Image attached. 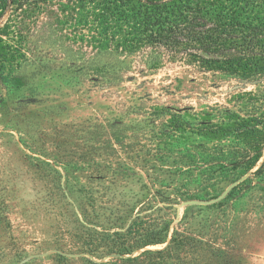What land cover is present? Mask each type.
Returning <instances> with one entry per match:
<instances>
[{"label": "rangeland", "instance_id": "374dc122", "mask_svg": "<svg viewBox=\"0 0 264 264\" xmlns=\"http://www.w3.org/2000/svg\"><path fill=\"white\" fill-rule=\"evenodd\" d=\"M63 29L55 43L38 30L35 56L0 89V264H102L175 233L264 264L259 87L181 64L107 86ZM137 218L167 225L164 243L91 252L89 231L122 233Z\"/></svg>", "mask_w": 264, "mask_h": 264}, {"label": "trees", "instance_id": "16d2710c", "mask_svg": "<svg viewBox=\"0 0 264 264\" xmlns=\"http://www.w3.org/2000/svg\"><path fill=\"white\" fill-rule=\"evenodd\" d=\"M64 27H73L83 41L74 52L77 62L87 58L89 76L106 79L107 86L151 76L166 64L220 73L259 87V95L250 94L261 111L252 118L253 128L264 124V0H0V89L35 56L38 30L55 43ZM139 220L122 233L89 231L91 252L123 257L164 243L167 225L144 229ZM102 264L239 263L190 234L175 233L164 249Z\"/></svg>", "mask_w": 264, "mask_h": 264}, {"label": "water", "instance_id": "95a60500", "mask_svg": "<svg viewBox=\"0 0 264 264\" xmlns=\"http://www.w3.org/2000/svg\"><path fill=\"white\" fill-rule=\"evenodd\" d=\"M244 84L253 85L254 83L245 82ZM242 88H243V85H236V86L232 87L231 89H229L227 92H233V91H236V90H239Z\"/></svg>", "mask_w": 264, "mask_h": 264}]
</instances>
